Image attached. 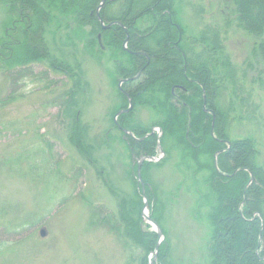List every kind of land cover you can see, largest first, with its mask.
I'll return each mask as SVG.
<instances>
[{
    "label": "rangeland",
    "instance_id": "obj_1",
    "mask_svg": "<svg viewBox=\"0 0 264 264\" xmlns=\"http://www.w3.org/2000/svg\"><path fill=\"white\" fill-rule=\"evenodd\" d=\"M13 1L0 0V44L18 16L10 11ZM113 2L107 14L117 12ZM74 3L49 10L37 32L47 54L32 63L31 74L7 78L0 62V264H127L132 256L131 264H208L210 169L204 157H187L179 133H164L158 124L184 119V112L171 114L180 100L158 94L159 80L147 87L136 80L131 85H142L140 98L127 97L120 61L129 58L113 59L120 44L114 47L102 32L109 22L96 16L100 0ZM161 6L194 53L206 44L232 105L230 136L250 138L264 170V35L244 26L236 0H162ZM150 18L145 9L139 21L146 27ZM37 22L32 15L27 22L32 46H38ZM152 132L154 140L144 139ZM137 142L144 149L153 144L155 154H138ZM96 207L105 219L91 218ZM143 212L161 230L152 248L141 245L147 233L156 234Z\"/></svg>",
    "mask_w": 264,
    "mask_h": 264
},
{
    "label": "trees",
    "instance_id": "obj_2",
    "mask_svg": "<svg viewBox=\"0 0 264 264\" xmlns=\"http://www.w3.org/2000/svg\"><path fill=\"white\" fill-rule=\"evenodd\" d=\"M58 1L63 10L75 4V0ZM112 2L113 0H107L101 7L103 9L100 11V17L110 24L107 29L102 26L101 29L108 42L110 41L114 47L120 44L113 54L115 56L113 59L121 60L123 55L126 57L124 61L127 58L133 61L132 64L129 59L127 63L120 61V71L126 78L124 94L132 101L137 100L140 98L142 85L134 86L131 83L139 79L142 83L144 81L143 86L147 87L157 85L159 80L158 94L160 92V95H165L166 98L175 97L180 100L177 106H172L174 109L173 111L171 109V114L174 117L176 112H184V119L177 121V117L165 118V121H159L158 124H161L164 133L167 129L175 135L179 133L182 142L188 148L187 157L196 160L204 157L205 167L210 169L209 196L206 198V203L209 204L208 217L213 222V230L210 233L206 252L208 264H264V170L256 162L257 153L252 140L248 137L230 136L228 114L232 105L226 102L225 97L223 98L224 85L215 59L207 51L206 44L200 51L193 52L191 46L194 44L183 40L180 26L168 18V12H165L167 9L161 6L162 0H149V2L128 0L122 3L114 1L116 4L119 3L117 12L107 14L106 7ZM49 3L41 0L12 2L10 11H14L18 16L12 20L9 27L5 28L4 39L0 44V62L3 64L7 78L14 79L18 75V77L28 76L31 74L32 63L38 62L41 56L47 54L46 44L41 34L37 35V32L42 29L46 20H50L49 10L57 9L54 7L57 5L59 7V4ZM79 5L76 3L75 7L78 14L84 12L78 8ZM94 6L91 5V9ZM236 8L248 30L264 35V0H236ZM145 9L151 17L146 21L152 20L150 24L154 23V26L141 25L139 19L145 14ZM85 12L87 14V10ZM31 15L35 21H38L35 38L38 40L39 49L35 44L32 46L28 42V37L33 35L27 30V22ZM92 17L90 19L95 21L94 13ZM154 18L158 20L157 23ZM95 27L97 29V26ZM164 31H167L166 36ZM172 31L175 34H171ZM156 33L160 36H157V39ZM16 34H20L21 39L15 38ZM125 38L126 40L128 38V44L127 49L124 50L121 48V43ZM146 42L150 44L147 45ZM200 43L202 46L203 42ZM132 52L141 54H131ZM261 54L264 58V45ZM27 57L33 59L25 64ZM160 64L165 65V68L158 69ZM54 69L48 67L46 71H56ZM8 81L12 85L13 80ZM175 86L182 89L176 91L173 88ZM203 97H205L204 107ZM187 113L190 117H187ZM192 135H197V139L193 140ZM144 139L154 140V133L145 136ZM137 144L135 148L138 154H155L153 144L149 149L142 148V144L138 142ZM203 201L205 202V197ZM100 208L91 210V218L97 220L106 218L105 211ZM151 218L154 219L152 216ZM147 235L148 240L141 242V245L151 242L152 244L147 247L152 248L158 239L157 234L147 233ZM134 260L136 257H130L127 264H131Z\"/></svg>",
    "mask_w": 264,
    "mask_h": 264
},
{
    "label": "water",
    "instance_id": "obj_3",
    "mask_svg": "<svg viewBox=\"0 0 264 264\" xmlns=\"http://www.w3.org/2000/svg\"><path fill=\"white\" fill-rule=\"evenodd\" d=\"M104 2H105V0H101V2H100L99 5H98L97 11L102 7V5L104 4ZM138 75H139V74H138ZM122 81H124V80H122ZM204 105H205V97H203V107H204ZM130 107H131V101H130V104H129V107H128V108H126V109H121V110H119V111L114 115V119H115L116 116H118L119 114H121V113H123V112H127V111L129 110ZM124 132L127 133L126 130H124ZM140 163H141V162H138V165H137L138 173H139ZM141 184H143V183L141 182ZM142 214H143V216L146 218V220L148 221V223L151 225V227H152L153 229H155L157 235L160 236V235H161V230L159 229L157 223H156L153 219H151V218H149L148 216H146V215L144 214V212H143ZM39 233H40L41 236H44V235H45V232H44L43 229H40V232H39ZM156 249H157V246H156Z\"/></svg>",
    "mask_w": 264,
    "mask_h": 264
},
{
    "label": "flooded vegetation",
    "instance_id": "obj_4",
    "mask_svg": "<svg viewBox=\"0 0 264 264\" xmlns=\"http://www.w3.org/2000/svg\"><path fill=\"white\" fill-rule=\"evenodd\" d=\"M113 1H116V0H113ZM124 1H126V0H118V2H124ZM153 1V0H152ZM111 23V22H110Z\"/></svg>",
    "mask_w": 264,
    "mask_h": 264
},
{
    "label": "bare ground",
    "instance_id": "obj_5",
    "mask_svg": "<svg viewBox=\"0 0 264 264\" xmlns=\"http://www.w3.org/2000/svg\"><path fill=\"white\" fill-rule=\"evenodd\" d=\"M97 18H100L99 14L96 13Z\"/></svg>",
    "mask_w": 264,
    "mask_h": 264
}]
</instances>
